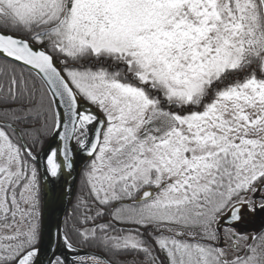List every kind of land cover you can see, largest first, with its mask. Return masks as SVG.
<instances>
[{
	"label": "snow or ice",
	"instance_id": "obj_1",
	"mask_svg": "<svg viewBox=\"0 0 264 264\" xmlns=\"http://www.w3.org/2000/svg\"><path fill=\"white\" fill-rule=\"evenodd\" d=\"M0 264H264V0H0Z\"/></svg>",
	"mask_w": 264,
	"mask_h": 264
}]
</instances>
